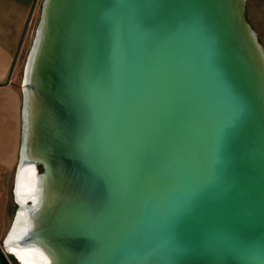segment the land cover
I'll return each instance as SVG.
<instances>
[{"label": "water", "instance_id": "95a60500", "mask_svg": "<svg viewBox=\"0 0 264 264\" xmlns=\"http://www.w3.org/2000/svg\"><path fill=\"white\" fill-rule=\"evenodd\" d=\"M244 4L41 0L0 264L9 243L45 264H264V48Z\"/></svg>", "mask_w": 264, "mask_h": 264}, {"label": "crops", "instance_id": "0c3cea01", "mask_svg": "<svg viewBox=\"0 0 264 264\" xmlns=\"http://www.w3.org/2000/svg\"><path fill=\"white\" fill-rule=\"evenodd\" d=\"M34 0H0V166L13 168L19 141L20 95L9 75Z\"/></svg>", "mask_w": 264, "mask_h": 264}, {"label": "rangeland", "instance_id": "374dc122", "mask_svg": "<svg viewBox=\"0 0 264 264\" xmlns=\"http://www.w3.org/2000/svg\"><path fill=\"white\" fill-rule=\"evenodd\" d=\"M41 0H34L32 8L27 16L25 28L16 50L14 62L9 75V83L16 89L21 97V76L33 31L39 14ZM244 15L256 32V35L264 48V0H245ZM39 169V167H38ZM13 168L0 166V245L11 223L15 204L11 196ZM10 264H16L13 258L4 252Z\"/></svg>", "mask_w": 264, "mask_h": 264}, {"label": "bare ground", "instance_id": "6f19581e", "mask_svg": "<svg viewBox=\"0 0 264 264\" xmlns=\"http://www.w3.org/2000/svg\"><path fill=\"white\" fill-rule=\"evenodd\" d=\"M19 169L35 171L30 163H22ZM27 227V218L23 211H18L15 225L13 226L9 238H16L20 236ZM6 252L13 253L20 264H45L46 257L40 250L34 249L32 246H17L16 244L9 243Z\"/></svg>", "mask_w": 264, "mask_h": 264}]
</instances>
